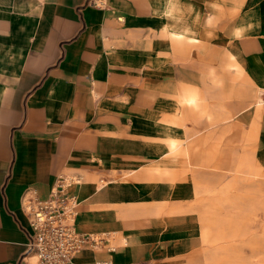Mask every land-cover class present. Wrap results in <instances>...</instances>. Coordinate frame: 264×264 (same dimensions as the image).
Masks as SVG:
<instances>
[{
    "label": "crops",
    "instance_id": "0c3cea01",
    "mask_svg": "<svg viewBox=\"0 0 264 264\" xmlns=\"http://www.w3.org/2000/svg\"><path fill=\"white\" fill-rule=\"evenodd\" d=\"M257 90L264 0H0V264H33L23 202L61 175L98 240L68 264H197V220L233 241L198 200L264 180ZM245 126L232 160L225 129Z\"/></svg>",
    "mask_w": 264,
    "mask_h": 264
},
{
    "label": "rangeland",
    "instance_id": "374dc122",
    "mask_svg": "<svg viewBox=\"0 0 264 264\" xmlns=\"http://www.w3.org/2000/svg\"><path fill=\"white\" fill-rule=\"evenodd\" d=\"M261 91L264 92V90ZM259 92L260 90L255 92L252 98L253 101L250 105H255L261 100ZM257 109L263 110L264 106H260L259 108L254 107L251 112L255 113ZM234 122L236 123V121ZM235 123L232 122L231 125ZM249 127L250 126H245L241 129L235 127L233 133L225 129L228 135V142L226 143L224 152H229L230 155L233 156L232 160H236L244 147H248L249 143L246 142L244 136L248 132ZM217 163L212 165L208 172L203 175L211 176L215 171L214 168ZM227 168L228 166H226L223 171L218 170L225 176L223 178L225 182L230 181L232 178V173L226 172L228 171ZM209 185V188H207L209 193L208 191L204 192L200 196L204 199H199L198 203L201 202V207L208 209V214L205 216L209 220H214L216 222L222 221L220 222L222 225L221 230L219 232L216 231L215 235L226 234L231 230L235 231L238 229V234L240 235L233 241H224L222 239L207 243L206 235L209 236L210 234L211 236L212 233H207L205 231L207 230L206 224L200 223L198 220L192 222L189 229L184 231L186 236L193 235L198 237L199 248L195 251L192 260L195 258L197 264H264V180L259 182L253 181V183L249 181L240 182L233 188L224 190V193L220 195L219 189L221 185H213V183ZM221 196L224 198L222 201L220 200ZM27 198L28 197L25 198L23 205L26 203ZM213 202H218V204L212 205ZM184 205H187V207L183 209L195 208L197 202L192 200L191 202H185ZM168 215L174 218L185 216V214L182 215L180 213ZM200 227H202L204 231L203 234H192V232L199 231ZM188 261H191V259ZM32 263L35 264L36 259L33 260Z\"/></svg>",
    "mask_w": 264,
    "mask_h": 264
},
{
    "label": "built area",
    "instance_id": "2783aa9c",
    "mask_svg": "<svg viewBox=\"0 0 264 264\" xmlns=\"http://www.w3.org/2000/svg\"><path fill=\"white\" fill-rule=\"evenodd\" d=\"M94 5L98 6L96 2ZM260 98L264 105V94ZM81 182L79 175H61L45 200L27 196L22 209L29 216L28 249L36 259L35 264H68L85 245L98 244L94 236L75 229V210L79 202L71 189Z\"/></svg>",
    "mask_w": 264,
    "mask_h": 264
},
{
    "label": "bare ground",
    "instance_id": "6f19581e",
    "mask_svg": "<svg viewBox=\"0 0 264 264\" xmlns=\"http://www.w3.org/2000/svg\"><path fill=\"white\" fill-rule=\"evenodd\" d=\"M258 104H262L261 100H259ZM34 260H35V257L33 256Z\"/></svg>",
    "mask_w": 264,
    "mask_h": 264
}]
</instances>
